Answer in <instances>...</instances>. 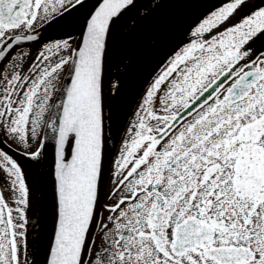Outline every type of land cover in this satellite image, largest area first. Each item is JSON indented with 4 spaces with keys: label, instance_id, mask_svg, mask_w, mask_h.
Segmentation results:
<instances>
[{
    "label": "snow or ice",
    "instance_id": "1",
    "mask_svg": "<svg viewBox=\"0 0 264 264\" xmlns=\"http://www.w3.org/2000/svg\"><path fill=\"white\" fill-rule=\"evenodd\" d=\"M0 264H264V0H0Z\"/></svg>",
    "mask_w": 264,
    "mask_h": 264
}]
</instances>
